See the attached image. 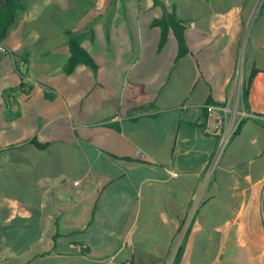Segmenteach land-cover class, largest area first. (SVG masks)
I'll use <instances>...</instances> for the list:
<instances>
[{"label": "crops", "instance_id": "0c3cea01", "mask_svg": "<svg viewBox=\"0 0 264 264\" xmlns=\"http://www.w3.org/2000/svg\"><path fill=\"white\" fill-rule=\"evenodd\" d=\"M255 10L27 0L0 61V264H264V0ZM172 12L179 59L153 25ZM69 33L96 71L65 72ZM214 36L224 54L207 65ZM241 70L249 110L210 173L205 107L232 101Z\"/></svg>", "mask_w": 264, "mask_h": 264}, {"label": "trees", "instance_id": "16d2710c", "mask_svg": "<svg viewBox=\"0 0 264 264\" xmlns=\"http://www.w3.org/2000/svg\"><path fill=\"white\" fill-rule=\"evenodd\" d=\"M27 0H0V42L7 37L10 28L14 25L17 15L23 12L26 9ZM153 25L160 27L162 30L160 47H163L167 41L169 30L172 29L176 36V39L179 44V58L184 57L188 48L185 41V27L180 19L176 16L175 12H172L165 16L162 19H157L153 22ZM70 34L69 46H70V57L65 66V72L67 74L72 73L76 67L80 64H85L92 68L93 70L98 69V65L94 58L87 52L80 43V35ZM251 94V79L248 83H243L242 86V96H243V105L246 110H249V98ZM208 104H214L210 101ZM206 110V108H205ZM207 114V112H206ZM240 125L237 128L239 130ZM236 131V132H237ZM39 147L44 148V145H39ZM101 189L98 192L97 199L100 198L102 194ZM182 247L179 248L177 258L182 255Z\"/></svg>", "mask_w": 264, "mask_h": 264}, {"label": "built area", "instance_id": "2783aa9c", "mask_svg": "<svg viewBox=\"0 0 264 264\" xmlns=\"http://www.w3.org/2000/svg\"><path fill=\"white\" fill-rule=\"evenodd\" d=\"M10 53V49L4 42H0V61L1 58ZM243 104L242 88L236 90L232 101L227 104H208L206 105L207 125L206 131L210 134L219 136V143L212 159L210 173L213 172L216 164L222 157L225 149L229 145L232 137L238 128V120L242 117L240 110ZM191 218V217H190ZM193 218V216H192ZM129 264V263H112Z\"/></svg>", "mask_w": 264, "mask_h": 264}, {"label": "rangeland", "instance_id": "374dc122", "mask_svg": "<svg viewBox=\"0 0 264 264\" xmlns=\"http://www.w3.org/2000/svg\"><path fill=\"white\" fill-rule=\"evenodd\" d=\"M213 1L215 2V4L218 3V5H221V3H222L224 5L233 6L234 4L235 5H238V4L240 5V4L244 3L245 0H213ZM250 1H252V15H254L255 11H256L255 9L259 6V3L262 0H248L249 3H250ZM219 2H221V3H219ZM214 8L217 9L218 6L214 5ZM248 10H249V8H248ZM90 16H91V14H90ZM251 29H252V25H251ZM219 41H220V39L217 38L216 36H214L213 39H211V41L208 42L207 46L203 50L201 56H202V59L206 62L207 65H209L210 60H211L212 56H214V54H218V55L220 53L222 55L224 54L223 45L221 43L222 41H220V42ZM225 41H227L228 43L231 42L230 40L229 41L225 40ZM236 44H237V41L231 42L230 43V48L232 50H234ZM219 74H220L219 72L213 71V78H214L213 81L215 83H216V79L219 76ZM239 74H240L239 75V82H238V86H237L236 90H238V89L241 90L242 84H243L242 78H241L242 77V70L240 71ZM217 93H218V90H217V85H216V86H214V95H216ZM240 110H241V112H243V104L241 105Z\"/></svg>", "mask_w": 264, "mask_h": 264}]
</instances>
